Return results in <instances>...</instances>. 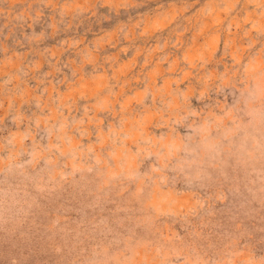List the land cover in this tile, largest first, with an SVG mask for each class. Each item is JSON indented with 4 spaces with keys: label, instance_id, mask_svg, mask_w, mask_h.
Here are the masks:
<instances>
[{
    "label": "rangeland",
    "instance_id": "obj_1",
    "mask_svg": "<svg viewBox=\"0 0 264 264\" xmlns=\"http://www.w3.org/2000/svg\"><path fill=\"white\" fill-rule=\"evenodd\" d=\"M0 264H264V0H0Z\"/></svg>",
    "mask_w": 264,
    "mask_h": 264
}]
</instances>
